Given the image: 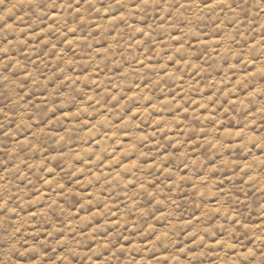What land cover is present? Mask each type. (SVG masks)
<instances>
[{
  "label": "clouds",
  "instance_id": "obj_1",
  "mask_svg": "<svg viewBox=\"0 0 264 264\" xmlns=\"http://www.w3.org/2000/svg\"><path fill=\"white\" fill-rule=\"evenodd\" d=\"M0 264H264V0H0Z\"/></svg>",
  "mask_w": 264,
  "mask_h": 264
}]
</instances>
